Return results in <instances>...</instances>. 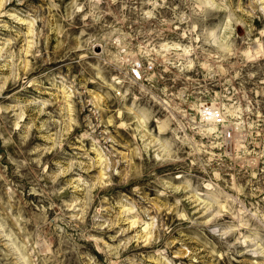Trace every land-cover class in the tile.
Masks as SVG:
<instances>
[{
    "label": "clouds",
    "instance_id": "1",
    "mask_svg": "<svg viewBox=\"0 0 264 264\" xmlns=\"http://www.w3.org/2000/svg\"><path fill=\"white\" fill-rule=\"evenodd\" d=\"M62 4L45 0L26 31L0 37V98L8 83L27 89L21 72L41 57L42 37L55 34L65 54L35 78L47 96L0 99V120L14 132L27 122L47 133V146L17 169L41 207L15 182L0 184V264H174V230L227 264L237 256L264 264V80L246 87L253 68L264 71V0ZM49 153L53 169L43 164ZM160 169L169 171L156 176ZM149 191L156 196L145 198ZM165 201L187 204L180 224L167 225L168 207L153 206ZM133 243L146 251L128 253Z\"/></svg>",
    "mask_w": 264,
    "mask_h": 264
},
{
    "label": "rangeland",
    "instance_id": "2",
    "mask_svg": "<svg viewBox=\"0 0 264 264\" xmlns=\"http://www.w3.org/2000/svg\"><path fill=\"white\" fill-rule=\"evenodd\" d=\"M67 2L68 0H64V4H62L61 7L63 8ZM44 6L45 0H0V11L5 13L0 16V37L11 38L16 35L17 32L26 31L25 22ZM38 27L40 26L38 25ZM59 44L60 42L57 40L55 34L42 37L40 41L41 57H37L36 60L33 61L30 70L21 72V76L26 77L28 80L27 89L24 88L22 81L18 86L8 83L4 97L0 99H8L14 92L18 95H23L25 92L37 95L38 92H42L47 96V93L44 92L43 88L36 89L33 85L37 83V79L35 78H38L41 75H46L50 68H54L61 62L65 61V54ZM262 64H264V62H262ZM65 71L71 73L73 77L79 78L80 72L78 66L68 65ZM253 71L256 72V76L246 85L249 91H252L256 84L261 80H264V71H258L257 68H253ZM6 74L7 73H5V75ZM45 87H47V85H45ZM89 88L90 90H94L92 85H89ZM253 95H256V92H253ZM100 99L103 100V94H100ZM108 111H113L111 105L108 106ZM107 119H112L111 115H109ZM108 130L111 131L113 136L117 139L125 137L126 135L123 129H120L119 132H117L109 126ZM79 132L80 129L76 128L73 130L72 135L77 136ZM0 135L3 137L0 139V184L15 182L17 187L22 189L21 196L25 198V201L31 203L34 206V210L39 209L41 204L38 198L23 191L29 182L22 175L18 174L17 169L22 163H26L27 159L33 158L30 156V153H32L34 149H40L47 146V140L44 139L47 136V133L39 130V124L37 125V128L27 127V122L24 125H21V131L14 132L3 120H0ZM22 138H26L25 146L21 145ZM90 143V141H85V145L66 144L65 151L71 152L73 148L90 146ZM228 147L231 148V145H228ZM126 149H128L127 142H122L118 150L124 154ZM216 151L219 150L217 149ZM55 157L56 153H49L44 156L43 164L46 169H53L56 167L57 160ZM134 162L138 163L139 161L137 160ZM24 171L25 169L20 168L21 173ZM168 171L169 169H160L155 175L162 176ZM96 178L103 183L105 180V173L100 170L96 173ZM112 191V189H107L104 194L107 195ZM67 195L68 193H65V196ZM120 195L125 199L130 198L127 195V189H124ZM155 196L156 193L154 191L145 193V198H154ZM133 203H135L134 199ZM173 204L174 201H165L163 205L159 202L153 203L154 207H168V212L165 213V222L169 226L180 224L181 221L178 219L179 215L189 210L187 204L179 208H174L172 206ZM44 207H47V205L45 204ZM170 235L171 239L168 242L170 244V254H174L177 257L174 264H227V257L223 260L220 259L219 256L213 258V256L207 251L206 246L199 245L191 239H186L191 235L189 232L174 230ZM182 245L184 246L183 248L181 247ZM133 251L144 252L146 249L137 248V245L133 243L128 249V253H132ZM189 253H193V255L190 257ZM134 260L135 257H131L129 264H134ZM237 261H239V264H250L251 257L237 256L236 259L232 261V264H237Z\"/></svg>",
    "mask_w": 264,
    "mask_h": 264
}]
</instances>
